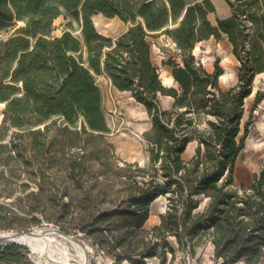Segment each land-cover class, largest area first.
Masks as SVG:
<instances>
[{
	"label": "trees",
	"instance_id": "16d2710c",
	"mask_svg": "<svg viewBox=\"0 0 264 264\" xmlns=\"http://www.w3.org/2000/svg\"><path fill=\"white\" fill-rule=\"evenodd\" d=\"M227 2L233 15L214 25L212 0H0V34L7 35L0 38V194L11 199L0 195V229L16 220L24 231L53 224L114 264H167L169 253L174 264L171 238L189 256L212 243L215 264H263L264 166L249 185L236 184L235 168L264 98L256 94L243 124L245 100L264 72V0ZM64 14L75 17L80 36L71 22L52 35ZM97 14L130 26L106 36L95 26ZM158 34L182 58L163 63L178 89L164 86L152 60ZM223 35L240 63L227 91L219 84L220 58L210 73L193 55L198 43ZM97 75L130 92L151 117L146 165L122 159L108 140ZM160 96L174 99L171 110ZM194 141L195 155L185 161ZM32 185L12 199L17 187L27 192ZM163 196L167 211L149 228L152 204ZM26 252L23 245L0 246V264H22Z\"/></svg>",
	"mask_w": 264,
	"mask_h": 264
},
{
	"label": "rangeland",
	"instance_id": "374dc122",
	"mask_svg": "<svg viewBox=\"0 0 264 264\" xmlns=\"http://www.w3.org/2000/svg\"><path fill=\"white\" fill-rule=\"evenodd\" d=\"M193 1V0H188ZM95 26L97 30L109 37H117L119 34L127 30L130 26L129 23H125L121 19L108 18L102 14H97L93 17ZM72 23V26L69 28L75 35L80 36V24L76 21L75 17L71 14H64L56 19L54 23L53 36H61L63 32L67 29V24ZM22 22H19V26L22 25ZM251 24H247V30L250 31ZM7 35H1V37H6ZM152 60L155 65L158 66L160 73L162 74V70H165L169 75H171V68L165 66L163 63L168 61L170 58L176 60L177 62H182V58L180 53L176 47V44L169 39L166 35L158 34L155 38H152ZM248 46V45H247ZM233 46L229 42L227 36L226 39L224 36L220 40L212 37L208 40L202 41V43H198L193 50V55L196 58V61L203 65L204 68L210 73L215 70V61L218 58L217 54L223 57V63L220 64L224 70V74L226 75V80H220V87L227 91L231 87H233L238 81L240 63L233 55L232 52ZM97 84L99 85L102 96H103V110L107 118L108 126L110 128V133L107 135V138L110 142H112L115 147L119 157L122 159L134 162L137 161L141 165H146L149 161V151H148V142L145 139V133L148 132L152 128V120L149 116L145 106L135 100V98L131 95L130 92H122L114 87L111 80L106 75H97L96 76ZM168 88H177L178 84L175 81L164 82L163 83ZM257 91V93H264V74H257L253 83V92ZM256 96V94H255ZM255 96L252 98L255 100ZM250 103V99L247 101ZM261 105V101L259 103ZM162 107L163 104L161 103ZM257 107L256 112L254 113V117L252 119V124L250 126V131H254L257 128V125L261 124V121H264V106ZM5 105L0 104V124L3 119V111ZM249 108V107H248ZM212 119V117H210ZM243 120V119H242ZM246 121V120H245ZM244 121V122H245ZM263 123V122H262ZM201 127L203 125L201 124ZM261 127V125H259ZM249 138H254V135L250 134ZM261 138V137H260ZM259 138H255L258 140ZM264 141V140H263ZM260 141V142H263ZM198 143L196 141L192 142L188 149L183 154V159L185 161H190L195 155ZM264 150V146L262 151ZM252 155L245 154L240 157L237 164L238 171V180L237 185H239V181H245L247 184H250L255 175L260 173V169L264 166V158L260 163L259 159L253 161L251 160ZM27 192L21 191L20 188L12 192V199H17L20 197H25L26 194L32 189H36V186L33 187ZM3 196V199L6 201L11 200L10 198H6L8 193L0 194ZM167 198L160 197L152 204L151 217L148 221V227L151 228L160 223V216L165 214L167 211ZM207 203L206 199H202V205ZM21 218H30L27 215H21ZM22 221L16 220L14 221L13 228L10 229H0V232H10V231H24L18 228L19 224ZM58 228L53 224H49L44 222L41 225L35 226L32 228L33 230L38 228ZM26 231V230H25ZM78 238L84 245L87 253V259L89 264H114V259L111 257H106L101 254H98L94 248L87 243L85 240ZM60 240L61 238L58 237ZM173 247L177 251L176 263L181 264L184 259V255L186 252L179 251V247L177 246L175 240H171ZM63 243V241L61 242ZM7 244L13 243H2L0 242V246H5ZM16 244V243H14ZM19 245V244H18ZM24 246V245H23ZM27 259L23 261L22 264H37L38 257L34 255L31 249L27 246ZM170 262L171 254H168ZM192 256H190L191 258ZM193 258H191L187 264H193ZM124 264H128L125 262ZM147 264H158L157 259H150L147 261ZM264 264V263H263Z\"/></svg>",
	"mask_w": 264,
	"mask_h": 264
},
{
	"label": "bare ground",
	"instance_id": "6f19581e",
	"mask_svg": "<svg viewBox=\"0 0 264 264\" xmlns=\"http://www.w3.org/2000/svg\"><path fill=\"white\" fill-rule=\"evenodd\" d=\"M161 81H175L172 75L165 70L160 73ZM225 80V75L221 76ZM254 93L245 100V103L253 97ZM58 237L61 239L59 240ZM63 241V243H61ZM0 242H18L29 247L34 255H37V264H89L84 250L77 244L71 242L67 237L54 231L38 228L33 234L16 235L8 232H0Z\"/></svg>",
	"mask_w": 264,
	"mask_h": 264
},
{
	"label": "crops",
	"instance_id": "0c3cea01",
	"mask_svg": "<svg viewBox=\"0 0 264 264\" xmlns=\"http://www.w3.org/2000/svg\"><path fill=\"white\" fill-rule=\"evenodd\" d=\"M212 2L215 5L216 11L214 13L209 14V20L214 25L217 24V20L218 19H226V18H229V17H231L233 15L232 8H231L230 4L227 2V0H212ZM223 36L226 39V35H223ZM217 56L221 60V63L220 64H222L224 62L223 61V57H221V55H219V53L217 54ZM262 74H264V72ZM223 75H225V74H223ZM220 80H222L221 77L219 79V82H220ZM255 93L257 94V91ZM253 97L250 98V103L249 104L247 102L245 103V107H244L245 108V111H244L243 120H242V123L243 124L250 118L251 109H252V106H253V103H254V100L252 99ZM160 100H161V103L163 104V109H165V110H171L173 108L174 99L172 97H169V96H160ZM259 105L260 104H258L257 107ZM261 105L264 106V98L261 100ZM257 107L253 111V117H254V113L257 110ZM263 118H264V116H263ZM259 125H261V127H259ZM259 125H257V128H255V130L253 132L250 131L249 135L250 134L251 135L253 134L254 135V138H249L250 136H248V138L246 140L245 148L241 151V153L239 154V156L237 158L236 168H235V181H236V184H237V180H238V178H237V176H238L237 164H238V161H239L240 157L244 156L245 154H250V155H252L251 160L255 161V160L259 159V161H258L259 163L264 158V150L262 151L263 146H264V141H263L264 140V121H261V124H259ZM255 138H259V139L258 140H255ZM260 141H263V142H260ZM239 183L240 184L249 185L244 180L243 181H239ZM172 239L175 240V242H176V239L175 238H171V240ZM177 246H178V244H177ZM191 258H193V261H194L193 264H215V248L212 245V243H208L204 247H199L197 249L196 255L195 256H192ZM191 258L187 254L184 255V259L182 260V263L181 264H187V262ZM2 264H5V263H2ZM174 264H177L176 261L174 262ZM236 264H245V263L244 262H238Z\"/></svg>",
	"mask_w": 264,
	"mask_h": 264
},
{
	"label": "water",
	"instance_id": "95a60500",
	"mask_svg": "<svg viewBox=\"0 0 264 264\" xmlns=\"http://www.w3.org/2000/svg\"><path fill=\"white\" fill-rule=\"evenodd\" d=\"M45 229L48 230V231H54V232H56V233H58L60 235H63L65 237H67L71 242H73V243L77 244L78 246H80L84 250V253H85L86 257H87L86 249H85L83 243L78 238H76L73 235H68V234L64 233L59 228H53L52 227V228H45ZM34 231H35V229L34 230H29V231H10L8 233L9 234H16V235H27V234H33ZM13 243H16V244H19V245H24V244H21V243H18V242H13ZM24 246H26V245H24Z\"/></svg>",
	"mask_w": 264,
	"mask_h": 264
},
{
	"label": "built area",
	"instance_id": "2783aa9c",
	"mask_svg": "<svg viewBox=\"0 0 264 264\" xmlns=\"http://www.w3.org/2000/svg\"><path fill=\"white\" fill-rule=\"evenodd\" d=\"M264 109V108H263Z\"/></svg>",
	"mask_w": 264,
	"mask_h": 264
}]
</instances>
